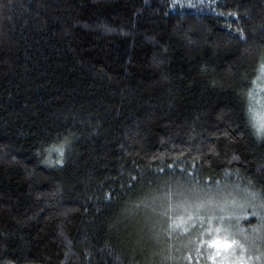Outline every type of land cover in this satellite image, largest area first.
Masks as SVG:
<instances>
[{"label": "trees", "instance_id": "obj_1", "mask_svg": "<svg viewBox=\"0 0 264 264\" xmlns=\"http://www.w3.org/2000/svg\"><path fill=\"white\" fill-rule=\"evenodd\" d=\"M190 1L0 0V264H264V0Z\"/></svg>", "mask_w": 264, "mask_h": 264}, {"label": "rangeland", "instance_id": "obj_2", "mask_svg": "<svg viewBox=\"0 0 264 264\" xmlns=\"http://www.w3.org/2000/svg\"><path fill=\"white\" fill-rule=\"evenodd\" d=\"M177 1V0H176ZM187 1V0H186ZM196 1H198V2H203V1H207V2H209V0H196ZM191 2V4L194 2L193 0H191L190 1ZM257 99H256V102H255V100H254V102H255V104H256V106H257V108H256V111H255V115H256V119L258 120L257 121V123H258V125H259V127L261 128V129H264V87H261V88H258V92H257ZM259 120H261V121H259ZM162 201H164V199H161ZM193 205V203H192V201H188V202H183V203H180V202H177V209L179 210L180 208H181V210H179V211H181V213H186V212H188L189 210H191V209H193V208H190V207H193L192 206ZM185 206V207H184ZM222 207H220L221 209L220 210H222V211H224L225 210V208L227 207V204L226 205H221ZM162 208L164 209V212L166 211L165 210V206H162ZM217 208H219V206L217 207ZM198 209L199 210H201V207H199L198 206ZM202 209H205V207H203ZM169 210V209H168ZM176 210V209H175ZM174 210V212H177V211H175ZM170 211H171V209H170ZM173 212V213H174ZM164 214H166V215H168L167 214V211H166V213H163V215ZM234 216V215H233ZM193 217V220H191L190 221V223H205L206 222V220H205V222H204V220L203 219H205L206 217L205 216H200V215H197V216H192ZM194 218H196L195 220H194ZM210 219H212V218H210ZM210 221V220H209ZM150 223H152V225L154 224H156V222L155 221H153V218H151L150 217V221H149ZM209 223H211V221L209 222ZM173 230V229H172ZM150 231H152V229H150ZM177 239V238H176ZM187 239H189L188 240V242L189 243H192V240H191V238H187ZM219 241V240H218ZM226 245H229V243L228 242H226V241H219V243H218V246H217V249L219 250V249H221L222 247H224V246H226ZM179 246L180 247H182L183 248V246H186V244H184L183 242H181L180 244H179ZM180 251H177V253H179Z\"/></svg>", "mask_w": 264, "mask_h": 264}, {"label": "bare ground", "instance_id": "obj_3", "mask_svg": "<svg viewBox=\"0 0 264 264\" xmlns=\"http://www.w3.org/2000/svg\"><path fill=\"white\" fill-rule=\"evenodd\" d=\"M229 247L231 248L232 247V244H229ZM238 264H246L245 262H244V259H240V261H238Z\"/></svg>", "mask_w": 264, "mask_h": 264}]
</instances>
